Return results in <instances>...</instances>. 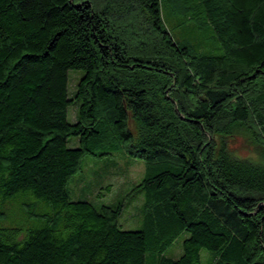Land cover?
<instances>
[{
	"label": "trees",
	"instance_id": "obj_1",
	"mask_svg": "<svg viewBox=\"0 0 264 264\" xmlns=\"http://www.w3.org/2000/svg\"><path fill=\"white\" fill-rule=\"evenodd\" d=\"M198 1L220 55L175 43L161 0H0V264H264V0ZM115 153L141 181L72 200L83 158Z\"/></svg>",
	"mask_w": 264,
	"mask_h": 264
},
{
	"label": "rangeland",
	"instance_id": "obj_2",
	"mask_svg": "<svg viewBox=\"0 0 264 264\" xmlns=\"http://www.w3.org/2000/svg\"><path fill=\"white\" fill-rule=\"evenodd\" d=\"M161 11L166 28L175 43L184 46L189 53L195 56L220 55L221 47L214 36L212 26L205 19L202 6L198 0H161ZM69 72V89L73 90L81 70ZM75 107L67 108V120H75ZM78 140L70 137L67 145L76 147ZM231 149L240 157H254L252 148L242 139L231 141ZM144 161L131 158L125 153H115L111 156H85L82 160V169L76 173L68 185L69 197L72 200H88L94 205L113 204L119 201L131 187L144 177ZM111 185V186H110ZM144 196L138 194L126 204L118 218L122 229H141V204ZM15 206L9 208L10 221H17ZM182 252L178 242L166 252L167 256L178 257ZM202 264H208L209 255L201 251ZM153 257L147 254L146 264H150Z\"/></svg>",
	"mask_w": 264,
	"mask_h": 264
},
{
	"label": "crops",
	"instance_id": "obj_3",
	"mask_svg": "<svg viewBox=\"0 0 264 264\" xmlns=\"http://www.w3.org/2000/svg\"><path fill=\"white\" fill-rule=\"evenodd\" d=\"M111 186V185H110Z\"/></svg>",
	"mask_w": 264,
	"mask_h": 264
}]
</instances>
